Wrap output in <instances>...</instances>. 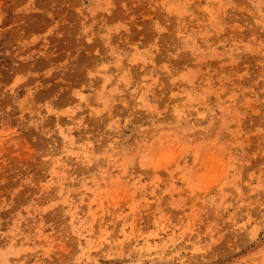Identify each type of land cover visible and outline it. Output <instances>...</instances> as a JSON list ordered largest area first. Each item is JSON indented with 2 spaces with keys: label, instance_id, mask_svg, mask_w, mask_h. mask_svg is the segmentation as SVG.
Listing matches in <instances>:
<instances>
[{
  "label": "rangeland",
  "instance_id": "374dc122",
  "mask_svg": "<svg viewBox=\"0 0 264 264\" xmlns=\"http://www.w3.org/2000/svg\"><path fill=\"white\" fill-rule=\"evenodd\" d=\"M0 264H264V0H0Z\"/></svg>",
  "mask_w": 264,
  "mask_h": 264
}]
</instances>
